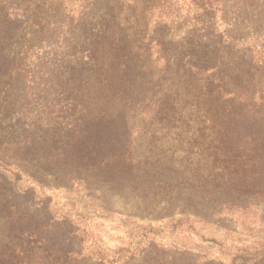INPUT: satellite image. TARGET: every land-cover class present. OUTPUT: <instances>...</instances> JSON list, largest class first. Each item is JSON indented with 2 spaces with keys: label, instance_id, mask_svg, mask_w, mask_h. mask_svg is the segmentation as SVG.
Wrapping results in <instances>:
<instances>
[{
  "label": "rangeland",
  "instance_id": "1",
  "mask_svg": "<svg viewBox=\"0 0 264 264\" xmlns=\"http://www.w3.org/2000/svg\"><path fill=\"white\" fill-rule=\"evenodd\" d=\"M214 10L215 33L207 24ZM224 12L256 22L249 0H0V237H14L13 216L32 264H55L45 248L26 247L43 239L83 260L61 264H264V198L253 194L264 183L250 179L227 207L208 190L206 205L221 214L190 212L196 181H185L213 160L200 154L203 140L158 134L153 118L168 90L176 93L168 80L191 77L185 63L223 61L216 96L254 97L249 104L260 107L264 21L257 34L232 32ZM229 38L240 46L224 49L219 41ZM10 67L20 70L12 75ZM205 78L193 83L208 95ZM172 100L185 116L193 110L180 95ZM71 107L118 111L109 138L122 141L132 161L100 172L92 142L82 149L93 159L84 181L66 179L51 158L83 141Z\"/></svg>",
  "mask_w": 264,
  "mask_h": 264
},
{
  "label": "trees",
  "instance_id": "2",
  "mask_svg": "<svg viewBox=\"0 0 264 264\" xmlns=\"http://www.w3.org/2000/svg\"><path fill=\"white\" fill-rule=\"evenodd\" d=\"M249 10L253 12V18L255 17L256 22L245 19L242 16L232 20L227 18L224 12L225 17L222 16V24L232 29V32L249 30L257 34L261 30L260 24L264 21V0H249ZM213 12L207 24L212 32L215 33L218 31L216 26L219 21L217 20L219 11L214 10ZM34 25L37 24L34 23ZM229 40L231 43L222 39L219 43L220 45H225L224 49L231 51L238 48L239 44H241L233 41V38H229ZM105 47L106 45H102L101 49H105ZM241 59L245 61V58ZM238 61L234 59L231 64L238 65ZM94 64L97 66L96 59ZM223 64L224 62L221 60L214 61V63L211 62L209 65L183 64L184 67H181L183 69L185 67L189 68L186 73L191 77H187L184 81L178 83L173 78L168 80V83L174 88L176 93H173L172 88L168 92L166 91V95L161 100V103H166V105L160 106L153 117L158 121L156 124L158 134H162L164 131H167L168 134L169 131L174 130L178 134L174 138L177 142L178 139L182 138H188L190 139L188 143L192 142L195 144L203 140L204 149L200 151V154L207 159L212 158L211 166L207 168L205 173H202L201 171L206 170L204 162L202 169L197 170L200 173L196 176L189 174L190 179L185 181L186 184L196 181V183H193L194 189L191 187L192 191L187 195L186 208H193L190 212H196V214H202L203 216H206L204 214L208 212L203 211L205 213H202L201 208L203 206L208 207L212 215H218L222 212L221 210L215 211V206L206 205L207 201L210 200L204 198L206 191L210 190L217 197H224L225 201L223 203L227 207L230 206L228 201L230 198L244 194L243 187L247 185L250 179L257 181V183H264V97H260V107L249 104V100L254 103V97L250 99L244 97L245 99H242V97L235 96L222 102V96L220 94L216 96L214 87L218 80L216 77L220 73ZM246 65L250 71H253V60L246 62ZM10 68L12 75L20 70V67ZM197 76L206 77L205 83L210 89L208 95H204L198 85L193 83ZM179 95L193 109L189 115L185 116L182 111L177 110V107L167 104L170 99H173V102L179 101ZM206 97L213 102L209 103ZM205 105L212 106L206 107ZM70 112L74 122H77V127L79 129L83 128L81 132L83 141L81 143L72 141L74 150L62 149L56 151V155H52L53 158H51L64 172L66 179L71 182L84 181L81 178V173L88 169L87 166H93L92 157H86L82 152V149L87 144L90 146L94 143V146L97 147L98 154H100V172L103 170L109 171V169L114 167L115 169L124 168L122 166L127 161H132L130 156L128 157V151L120 147L122 146L120 144L122 141H113L109 138L111 131L106 126L110 124L109 121L111 119L116 118L118 111L112 115L102 113V111H90L85 107L79 110L76 107H71ZM195 112L199 115L196 123L192 121V116ZM114 125L115 121L112 126ZM182 135L186 137H181ZM178 145L182 146V143H178ZM120 149L124 154L120 153ZM182 151L184 153L187 152L185 149H182ZM248 175L249 177H247ZM229 182L234 185H230ZM253 192L256 196L264 198V186L256 187V191ZM13 218V216L7 217V221H10V229L15 231L14 237L11 235H1L0 237L3 238L0 243V264H32L27 258L28 249H25L22 245L23 240L20 234L23 230L19 229L16 220ZM16 240L20 244L16 243ZM43 240L42 242L44 243L41 246L38 245V241L33 240L32 246L27 243L26 247L32 248V250L29 249L30 251L40 247L45 248L43 252L47 254L45 258L55 262V264L83 261L72 258V253L66 250L63 244Z\"/></svg>",
  "mask_w": 264,
  "mask_h": 264
}]
</instances>
